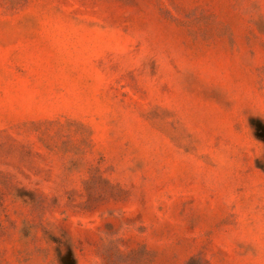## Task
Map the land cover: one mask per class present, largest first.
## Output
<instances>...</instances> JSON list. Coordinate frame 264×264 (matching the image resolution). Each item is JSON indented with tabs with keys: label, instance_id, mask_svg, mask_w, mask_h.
Instances as JSON below:
<instances>
[{
	"label": "rangeland",
	"instance_id": "1",
	"mask_svg": "<svg viewBox=\"0 0 264 264\" xmlns=\"http://www.w3.org/2000/svg\"><path fill=\"white\" fill-rule=\"evenodd\" d=\"M0 264H264V0H0Z\"/></svg>",
	"mask_w": 264,
	"mask_h": 264
}]
</instances>
